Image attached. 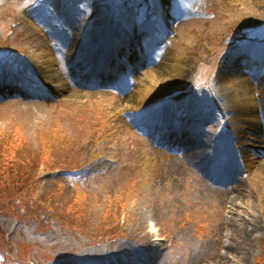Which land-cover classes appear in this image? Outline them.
<instances>
[{"label":"rangeland","instance_id":"rangeland-1","mask_svg":"<svg viewBox=\"0 0 264 264\" xmlns=\"http://www.w3.org/2000/svg\"><path fill=\"white\" fill-rule=\"evenodd\" d=\"M246 81L264 0H0V264H264Z\"/></svg>","mask_w":264,"mask_h":264},{"label":"bare ground","instance_id":"bare-ground-1","mask_svg":"<svg viewBox=\"0 0 264 264\" xmlns=\"http://www.w3.org/2000/svg\"><path fill=\"white\" fill-rule=\"evenodd\" d=\"M105 54L107 55L108 53H105ZM250 56H252V54H250ZM104 64H105L104 62L101 65L98 64V67L99 66L104 67ZM107 69H108V67L105 66L104 70H107ZM54 76H56V74ZM257 81H258V79H257ZM263 85H264V83H262L260 81L259 82L246 81L243 84L245 91L248 92V93L252 92V90L254 88L261 87ZM151 90H152V87L147 82L141 81L139 83V85L137 87V90H136V93L134 95L135 99L138 100V102H140V103H142L144 101L146 102L147 101V96H149L148 94L151 92ZM245 103H246V112L250 113L251 118L252 119L254 118L256 122L261 124V120H260L261 116L259 115V107L260 106H259V103H258L257 99L248 97V98H246V102ZM247 105H249L250 109H248ZM160 119H161V116H160ZM262 122H264V120ZM246 161H247L246 162L247 166L250 167V166L254 165V161L251 160L250 158L246 159ZM262 168L264 169V165L261 166V170H262ZM225 169H226V167H225Z\"/></svg>","mask_w":264,"mask_h":264}]
</instances>
